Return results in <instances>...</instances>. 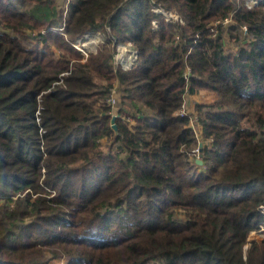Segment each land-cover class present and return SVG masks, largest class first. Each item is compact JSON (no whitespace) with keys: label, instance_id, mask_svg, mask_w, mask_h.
<instances>
[{"label":"trees","instance_id":"1","mask_svg":"<svg viewBox=\"0 0 264 264\" xmlns=\"http://www.w3.org/2000/svg\"><path fill=\"white\" fill-rule=\"evenodd\" d=\"M262 205L264 0H0V264H264Z\"/></svg>","mask_w":264,"mask_h":264},{"label":"built area","instance_id":"2","mask_svg":"<svg viewBox=\"0 0 264 264\" xmlns=\"http://www.w3.org/2000/svg\"><path fill=\"white\" fill-rule=\"evenodd\" d=\"M154 9L158 14L164 15L167 18V20L174 19L176 21L183 22L181 20V18L179 20L176 16H174L171 13H170V15H168L160 7H157V8L155 7ZM154 24L157 27L156 21H154ZM100 35L101 34L96 36V38L94 40L89 41V40H91L90 35L87 34L83 39H81L84 42H82L81 40H78L76 43H74V46L82 53V55L84 57H88L90 54L97 52V48H98L99 44L103 41V38L101 39L102 35L101 36ZM89 42H96V46L94 45V46L89 47V45H88ZM113 46H114L113 63H114L115 69L121 68V69L127 71V70L132 69L138 63V61L140 59V51L137 48H135L131 42L124 44V43H118L116 41H113ZM183 75H184L186 81L189 82L190 76H191L190 67H187L185 69ZM114 95H116V94H114ZM117 103H118L117 99L115 100L113 97L110 99L111 107L117 106ZM186 115H188V114L185 111V105H184L182 108V111L180 112V116L184 117ZM198 151L199 150L196 149V152H198ZM260 211L264 217V205H262L260 207ZM261 222H262L261 225H259V227L256 230L252 231L250 236H249V237L254 238V239H252V240H254V241H252V243H256V242H259V241L264 239V219ZM258 238H260V239H258ZM248 244H250V243H248Z\"/></svg>","mask_w":264,"mask_h":264},{"label":"rangeland","instance_id":"3","mask_svg":"<svg viewBox=\"0 0 264 264\" xmlns=\"http://www.w3.org/2000/svg\"><path fill=\"white\" fill-rule=\"evenodd\" d=\"M59 1V4H60V6L61 7H66L67 8V3H68V0H58ZM253 3H257V2H255V1H251V4L250 5H252ZM157 8V7H156ZM164 11V10H163ZM166 12V11H165ZM168 15H170V13L171 14H173L174 16H176L179 20H180V16L178 15V14H176V13H174V12H166ZM224 24V27H226V26H228V25H231L233 22H232V20L231 19H228L227 21H225V22H223ZM157 25V24H156ZM158 26V25H157ZM109 33H110V31H109ZM34 35H39L38 34V32H35L34 33ZM88 35H90V39L91 40H89V41H92V40H94L95 38H96V36H98L99 34H88ZM109 35V34H108ZM101 36V35H100ZM104 37L106 36L107 37V35H103ZM103 36H101V39L103 38ZM82 41V40H81ZM82 42H84V41H82ZM88 45H89V47L90 46H96V42H89L88 43ZM229 46L231 47V48H237L235 45H234V43L233 44H229ZM55 50V49H54ZM191 74H192V70H191ZM190 78H191V76H190ZM119 90V89H118ZM115 91H117L116 90V88H115ZM120 91V90H119ZM115 100L117 99V101L119 100H121V97H120V94H116V95H111ZM116 97V98H115ZM215 99H216V95L215 94H213L212 92H209V91H206V90H202V91H199V93H197V94H193L192 95V97H190V99L187 97V99L185 100V103L183 104V106L185 105V111H186V113L187 114H191V115H193L192 116V120H193V125H194V127H195V122H196V115H194V112H196V105L198 104V103H206V102H214L215 101ZM183 106H182V108H183ZM117 107V108H116ZM118 110H119V107H118V103H117V106H113L112 107V115H113V117L114 116H116L117 117V114H118ZM182 111V109L180 110V112ZM200 144H203V146L205 145V143H204V141H200V143H199V145ZM199 150V149H198ZM194 154L196 155L195 157H194V159L196 160V162H197V160H202V153L200 152V150L198 151V152H196V150L194 151ZM203 161V160H202ZM262 223V222H261ZM261 223H260V225H261ZM252 239H254V238H252V237H248V243H252V241H254V240H252ZM256 239V238H255ZM258 239H260V238H258ZM55 264H64V262L62 261V260H57V262H55Z\"/></svg>","mask_w":264,"mask_h":264},{"label":"water","instance_id":"4","mask_svg":"<svg viewBox=\"0 0 264 264\" xmlns=\"http://www.w3.org/2000/svg\"><path fill=\"white\" fill-rule=\"evenodd\" d=\"M115 120H116V116H114L112 118V126H113L114 129H116ZM203 147H204L203 144H200L199 145V150H200L201 153L203 151ZM197 163L200 164V165H202L203 164V161L202 160H197Z\"/></svg>","mask_w":264,"mask_h":264},{"label":"crops","instance_id":"5","mask_svg":"<svg viewBox=\"0 0 264 264\" xmlns=\"http://www.w3.org/2000/svg\"><path fill=\"white\" fill-rule=\"evenodd\" d=\"M189 99H190V97H192V95L191 96H187ZM187 97H186V99H187Z\"/></svg>","mask_w":264,"mask_h":264}]
</instances>
